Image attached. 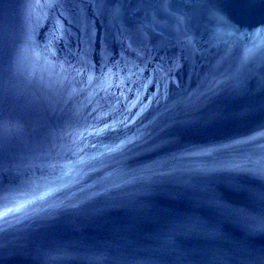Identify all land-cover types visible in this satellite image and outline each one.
<instances>
[{
  "label": "water",
  "instance_id": "obj_1",
  "mask_svg": "<svg viewBox=\"0 0 264 264\" xmlns=\"http://www.w3.org/2000/svg\"><path fill=\"white\" fill-rule=\"evenodd\" d=\"M48 187L0 264H264V0H0V194Z\"/></svg>",
  "mask_w": 264,
  "mask_h": 264
},
{
  "label": "snow or ice",
  "instance_id": "obj_2",
  "mask_svg": "<svg viewBox=\"0 0 264 264\" xmlns=\"http://www.w3.org/2000/svg\"><path fill=\"white\" fill-rule=\"evenodd\" d=\"M151 102L152 101L150 100L149 103ZM131 107H136V104L131 105ZM147 107V105H144L141 102L140 111L125 116L124 119L119 122H114L111 125L106 124L104 129H98L97 131L102 132L105 130H115L117 127L127 128L130 123H136L137 119ZM141 123H143L142 120ZM148 129H150V126L146 125L143 129L145 135L149 134ZM124 137L125 138L123 139L117 137L120 139V142L116 144L114 148H110L109 150L114 152L122 151L144 138L143 136L137 135L129 137L126 133L124 134ZM56 191L57 189L52 187H48L47 190L43 191L38 189L29 191L21 188H15L10 190V194L7 197L0 194V223L13 226L17 225L29 218L34 212L38 211L41 205L55 195Z\"/></svg>",
  "mask_w": 264,
  "mask_h": 264
}]
</instances>
